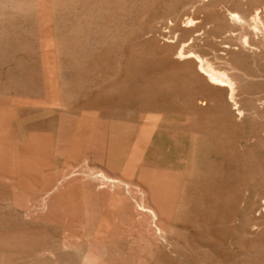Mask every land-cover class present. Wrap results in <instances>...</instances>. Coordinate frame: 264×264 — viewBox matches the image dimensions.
I'll use <instances>...</instances> for the list:
<instances>
[{"label":"rangeland","instance_id":"374dc122","mask_svg":"<svg viewBox=\"0 0 264 264\" xmlns=\"http://www.w3.org/2000/svg\"><path fill=\"white\" fill-rule=\"evenodd\" d=\"M258 10L0 0V264H264Z\"/></svg>","mask_w":264,"mask_h":264},{"label":"bare ground","instance_id":"6f19581e","mask_svg":"<svg viewBox=\"0 0 264 264\" xmlns=\"http://www.w3.org/2000/svg\"><path fill=\"white\" fill-rule=\"evenodd\" d=\"M254 9H256V8H254ZM260 9H261V7H260ZM259 9V10H260ZM250 10V9H249ZM257 10V9H256ZM255 10V11H256ZM258 10V12H257V14H255V16H254V14L252 15V17H251V19H252V23H251V21L248 19L249 18V16H247V17H245V15H250V14H245L244 13V16L243 15H241V13L239 14H235V13H233V14H235V15H233V18L238 22V24L239 25H242L243 27H245V29H248V32H255V31H257V30H259V29H261V27H262V25L264 26V20L263 19H261V15L259 16V11ZM254 11V12H255ZM263 12V11H262ZM249 13V12H248ZM260 14H262V13H260ZM263 15V14H262ZM254 16V17H253ZM263 20V21H262ZM246 32V31H245ZM261 32H262V30H261ZM259 33V32H258ZM260 34V33H259ZM255 35V34H254ZM256 36H257V34H256ZM245 37V36H244ZM258 37H260V36H258ZM244 40V39H243ZM248 40V39H247ZM247 40H244L243 41V45H242V47H243V49H245L246 47H249L248 46V43L250 42H248ZM256 41V40H255ZM252 44H254V43H252ZM251 44V48H253V45ZM255 45V44H254ZM250 48V47H249ZM240 49H242V48H240ZM239 49V50H240ZM254 49H255V47H254ZM231 50V49H230ZM234 50V49H233ZM244 51V50H243ZM242 51V52H243ZM247 51H248V49H247ZM229 52V51H228ZM233 52V51H232ZM231 52V53H232ZM235 53H237V52H235ZM233 54H234V52H233ZM238 54H240V53H237V56L239 57V55ZM248 54V53H247ZM227 55V54H226ZM231 55V54H230ZM241 55H242V53H241ZM245 55H246V53H245ZM242 56H244V54L242 55ZM248 56V55H247ZM247 56H244L245 58L247 57ZM232 57H233V55H232ZM232 57L231 58H224V56H223V61L225 62V63H227L228 64V66H227V68L226 69H218V68H216L213 64H211L207 59H205V58H203V57H201V56H198V58H199V66H200V70L199 71H201V73H204V75L206 76V78L211 82V83H216V84H222V83H224V85L223 86H227L226 88H228L230 91H231V93H230V96H231V94H234L235 93V90H237V88L239 87V86H241L240 85V83H241V80H242V76H240V74H242L241 72H240V74L238 73L239 72V69H241V68H238L239 66L240 67H242L243 65H242V63H241V65H240V63L237 65V67H236V65L235 66H233L234 64H236V63H238V62H236V63H234L233 65H232V63L231 62H233V59H232ZM221 58V57H220ZM236 58V57H235ZM235 62V61H234ZM242 62V61H241ZM238 68V72L235 70V69H237ZM245 74V73H244ZM246 75H247V73H246ZM243 83V82H242ZM244 84V83H243ZM243 87V86H242ZM239 89V88H238ZM242 89V88H241ZM228 91V90H227ZM239 93V92H238ZM236 95V94H235ZM232 97H234V95L232 96ZM237 98V97H236ZM231 99V98H230ZM233 99H235V98H233ZM237 100V99H236Z\"/></svg>","mask_w":264,"mask_h":264}]
</instances>
